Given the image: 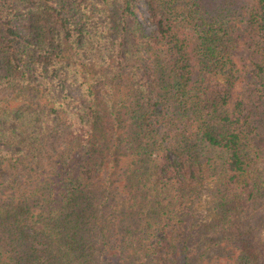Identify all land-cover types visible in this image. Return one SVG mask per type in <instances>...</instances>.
I'll return each instance as SVG.
<instances>
[{
	"label": "trees",
	"instance_id": "16d2710c",
	"mask_svg": "<svg viewBox=\"0 0 264 264\" xmlns=\"http://www.w3.org/2000/svg\"><path fill=\"white\" fill-rule=\"evenodd\" d=\"M145 1L0 0V264H264V0Z\"/></svg>",
	"mask_w": 264,
	"mask_h": 264
},
{
	"label": "rangeland",
	"instance_id": "374dc122",
	"mask_svg": "<svg viewBox=\"0 0 264 264\" xmlns=\"http://www.w3.org/2000/svg\"><path fill=\"white\" fill-rule=\"evenodd\" d=\"M137 14L140 18V20L143 22L144 26L146 27L148 32H151L154 30L155 26L152 24V22L149 19V13L147 10V3L145 0H138L137 2ZM241 49V48H240ZM238 50L237 55L239 57H243L242 62L243 63H248L250 64V59L249 57V50ZM70 92L72 95L74 96H78L79 95V91L78 89H76V87H70Z\"/></svg>",
	"mask_w": 264,
	"mask_h": 264
}]
</instances>
